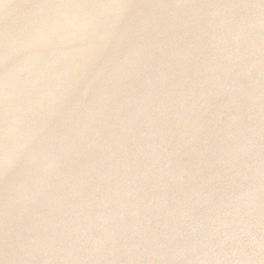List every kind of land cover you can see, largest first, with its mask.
<instances>
[{
	"label": "water",
	"instance_id": "obj_1",
	"mask_svg": "<svg viewBox=\"0 0 264 264\" xmlns=\"http://www.w3.org/2000/svg\"><path fill=\"white\" fill-rule=\"evenodd\" d=\"M0 264H264V0H0Z\"/></svg>",
	"mask_w": 264,
	"mask_h": 264
}]
</instances>
